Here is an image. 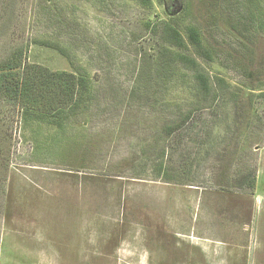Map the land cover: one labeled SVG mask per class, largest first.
Listing matches in <instances>:
<instances>
[{
    "label": "rangeland",
    "instance_id": "rangeland-1",
    "mask_svg": "<svg viewBox=\"0 0 264 264\" xmlns=\"http://www.w3.org/2000/svg\"><path fill=\"white\" fill-rule=\"evenodd\" d=\"M253 1L259 27L264 0ZM225 2L188 0L178 23L186 40L191 25L207 37L210 56L194 57L216 85L209 98L176 67L161 91L151 73L145 98L129 99L163 43L160 24L156 36L145 25L168 19L157 0L150 11L138 0L7 7L0 59L23 48L29 64L87 78L92 95L64 130L26 125L0 101V264H264V25L245 31L248 1ZM199 104L169 147L162 127ZM165 147L183 182L159 178Z\"/></svg>",
    "mask_w": 264,
    "mask_h": 264
},
{
    "label": "trees",
    "instance_id": "trees-1",
    "mask_svg": "<svg viewBox=\"0 0 264 264\" xmlns=\"http://www.w3.org/2000/svg\"><path fill=\"white\" fill-rule=\"evenodd\" d=\"M13 1L0 0V20H5L8 16V8L12 9L10 6ZM138 1L148 11L153 8L154 0ZM225 1V3H229L227 2L229 0ZM247 1L248 3L245 5L247 11L251 13V19L246 15L245 21L247 20L248 23L246 24L245 31L250 33L252 29H259L260 26H263L264 21L259 27L256 26V21L259 19L255 18L256 14L253 12L254 8L252 5L254 1ZM157 4L164 7V12L168 16V19H160L154 25L150 23L145 25L146 29L150 30L151 33L154 32L155 34L153 35L156 36L158 33L157 28L160 24L161 33H158V35L162 34L159 36V39L163 40V43L161 44V42L157 41L156 45L160 47L157 51L158 53L155 48H152L155 50L154 53L148 55V62L152 61V71L150 70L145 73V69H141L142 72L139 74L138 82H135L134 87L130 90L129 99L145 98L147 90L145 91L142 82H146L144 78L152 77L151 73L157 79H160L161 82L154 81L147 87L151 89L157 86L161 91L162 81L169 82L171 80V72L173 71V77L176 67L181 71L191 69L195 74V95L209 98V95L213 93L216 85L199 70L200 64L197 58L194 57V55L198 57L210 56L208 54L209 49L205 48L207 37H205L197 25H191L187 29L188 40H186L178 24L180 13L183 10H188L187 13H189L188 0H157ZM157 24L158 27L156 28L155 25ZM238 27H235V29H238ZM190 47H192L191 53H188ZM53 48L58 51L61 50L57 43L54 44ZM246 52L248 53V51ZM170 55H173V59H170ZM153 68L157 69L155 70L157 71L156 73L153 72ZM180 85L185 89V84ZM174 89L176 91L179 89L182 90V88ZM91 95L90 84L87 78L80 76L78 73L68 71L50 72L44 67L29 64L27 63L26 56H24L23 48H15L6 57L0 59V101L10 105L15 111H18L26 125L31 121L34 123L48 122L62 128L65 126V121H69L68 117L87 109ZM174 98L171 99V102H176L178 99V97L176 100ZM171 102L169 101V103ZM200 105L196 106L195 109L186 108L185 112L179 114V118L176 120L171 118L172 120H168L162 127L164 140L168 139L170 142L168 144L169 147L179 144L181 131L186 129V126L193 120L196 113H201L205 110L200 108ZM179 109L181 110L182 108L179 107ZM62 129L64 130V128ZM168 155V150L165 147L164 155L158 168L159 178L167 183H174L176 181L183 182L182 180H176L172 174L170 175L169 169L163 162V159L164 161H168ZM253 175L251 174L247 177L246 185L244 186H247L250 191L256 189V179Z\"/></svg>",
    "mask_w": 264,
    "mask_h": 264
}]
</instances>
